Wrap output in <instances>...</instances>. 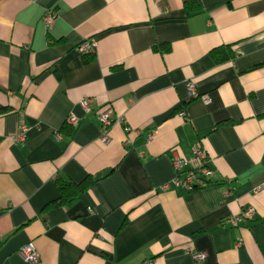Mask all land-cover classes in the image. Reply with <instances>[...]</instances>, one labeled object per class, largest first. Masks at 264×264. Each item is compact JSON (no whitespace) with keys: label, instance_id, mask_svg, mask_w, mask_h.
<instances>
[{"label":"crops","instance_id":"obj_1","mask_svg":"<svg viewBox=\"0 0 264 264\" xmlns=\"http://www.w3.org/2000/svg\"><path fill=\"white\" fill-rule=\"evenodd\" d=\"M108 105L122 120L104 143ZM196 142L210 183L173 186L172 154ZM87 176L51 203L57 179ZM262 185L264 0H0V264H33L28 244L39 264H264Z\"/></svg>","mask_w":264,"mask_h":264},{"label":"built area","instance_id":"obj_2","mask_svg":"<svg viewBox=\"0 0 264 264\" xmlns=\"http://www.w3.org/2000/svg\"><path fill=\"white\" fill-rule=\"evenodd\" d=\"M56 18V13L54 11L48 10L44 12L42 16L43 23L46 28L50 26L52 21ZM95 43L91 40H85L79 45V51L83 54H90L94 52ZM188 90L190 93L193 92L194 88L191 83L188 84ZM92 97H84L80 100V106L84 112L90 111V104L92 102ZM183 114V113H181ZM100 127V140L104 143L109 141V128L115 121H121L122 119L113 117V109L111 106H106L97 114ZM64 123L69 126H74L77 123V117L73 114H68L64 120ZM125 130L130 132L129 127H125ZM26 127L24 124H20L19 130L15 135V140L24 141L26 138ZM136 130H134L135 132ZM152 139V134L148 135V140ZM126 142V141H125ZM191 159H184L176 154H172L171 163L175 171L174 177L169 181L170 184L176 187H182L186 190H193L196 188L204 187L210 183L211 176L213 174L212 170L208 167V155L201 143L196 142L191 148ZM169 184V183H168ZM168 185H164L166 188ZM264 187V185H262ZM254 214V209L252 207L243 208L240 213L230 215L226 219V223L235 227L243 220L252 219ZM18 254L25 260L33 264H39L40 259L36 249L28 244L21 247ZM192 259L196 263H201L205 257L206 253L204 251L196 252L190 251ZM140 264H152L150 260L141 262Z\"/></svg>","mask_w":264,"mask_h":264},{"label":"trees","instance_id":"obj_3","mask_svg":"<svg viewBox=\"0 0 264 264\" xmlns=\"http://www.w3.org/2000/svg\"><path fill=\"white\" fill-rule=\"evenodd\" d=\"M165 46V47H164ZM164 49L167 50L168 46L163 45ZM211 54L218 60L223 61L233 56V52L230 49L227 51H222L221 49H213ZM95 181L94 178L87 176L82 181L78 183H74L72 181H65L61 179H57L56 182L58 184L60 196L51 203H61L62 201H68L72 198V196L86 189L90 184Z\"/></svg>","mask_w":264,"mask_h":264}]
</instances>
